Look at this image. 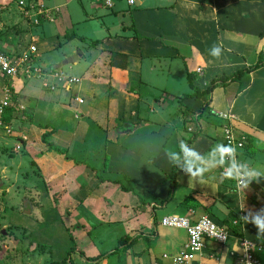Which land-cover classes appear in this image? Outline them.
<instances>
[{
  "label": "crops",
  "instance_id": "crops-1",
  "mask_svg": "<svg viewBox=\"0 0 264 264\" xmlns=\"http://www.w3.org/2000/svg\"><path fill=\"white\" fill-rule=\"evenodd\" d=\"M105 1L46 0L48 4L42 7L43 0H37L43 10L40 13L48 10L54 20H60L63 30L62 35L49 40H43L45 36L35 39L41 45L37 47L38 53L55 50L61 54L58 53V63L50 65L51 81L45 79L41 84L51 90L34 88L29 91L26 103L19 101L28 114L42 118L41 124L66 126L85 115L94 136L90 151L96 154L98 150L104 156L101 168H89L108 171L115 177L113 183L107 180L98 186L103 201L89 197L77 200L82 198L77 195L82 190L77 182L86 187L91 180L85 179L87 164L79 161L72 165L71 160L60 161V156L43 152L51 173L46 174L51 179L45 187L50 193L65 191L63 203L58 206L63 211L57 215L65 228L70 224L75 229L79 243L73 250L74 261L70 256L67 263L170 264L162 255L182 250L186 234L162 227L160 219L168 215L188 216V210L192 209L195 215L191 219L206 215L227 230L236 221L235 225H241L243 232L240 237L260 246L255 256L264 264V0H135L133 8L128 0H110V8L104 5ZM55 6L58 13L50 11ZM63 32L76 37L61 51L58 44H65L61 43ZM97 40H103L97 47L104 46L111 55L107 58L99 55L87 68H91L87 78L64 87L62 69L69 65L73 71L78 67L88 54L84 51L86 44ZM73 55H78L75 62L60 63ZM41 56L34 62L46 67L45 61L40 62ZM187 76L198 77L202 86L222 77L227 83L213 89L203 110L207 99L190 98L193 92ZM180 80L183 84L178 85ZM176 86L184 88L175 89ZM53 87L59 92L55 100L43 95L55 91ZM109 104L111 108L106 110ZM84 105L88 110L80 109ZM184 108L192 110L190 120L185 121ZM213 111L234 114L235 132L247 137L248 147L239 152L238 160L255 187L248 184L238 193L234 178L221 173L226 161L222 139L225 121L216 116L217 120ZM48 124L40 129L41 134L46 133L52 144L60 142L65 155L70 156L74 136L82 141L74 142L78 153L87 152L83 136L78 137L72 131L61 138L57 135L62 131ZM78 129L83 134L86 125L79 124ZM25 131L21 128L23 134H27ZM33 152L32 148L26 149L27 154ZM129 157L135 163L127 166ZM173 168L174 192L171 200L165 202L171 183L166 177ZM60 169L80 179L76 184L64 180L65 174ZM153 171L160 172L159 181ZM70 187L74 190L67 191ZM136 187L151 196L146 207L133 191ZM187 198L195 202L185 207L182 203ZM93 222L96 227H106L102 236L98 235L97 243L90 238ZM233 233L228 247L223 249L208 240L205 256L197 258L195 264H231L226 250L237 249L234 237H239Z\"/></svg>",
  "mask_w": 264,
  "mask_h": 264
},
{
  "label": "rangeland",
  "instance_id": "rangeland-1",
  "mask_svg": "<svg viewBox=\"0 0 264 264\" xmlns=\"http://www.w3.org/2000/svg\"><path fill=\"white\" fill-rule=\"evenodd\" d=\"M24 1L25 0H0V51L4 52L5 55L9 56L13 60H16L18 57L23 55H29L27 51L30 46L41 48V45L38 41L36 44L35 39H41L43 36H45L43 37V40H49L55 35H62L61 33L63 31L61 25L59 24L60 20H52L54 23L52 21L51 22L53 24L49 23L53 16L52 14L49 15L50 12L48 10L44 12V14L47 16L48 22H43L40 26H35L34 29L32 24H36L38 22V15L34 16L31 22H29L28 19L37 11H34L35 7L32 6L27 8ZM20 2L24 3L23 6L20 5ZM43 2L44 3L42 4L39 2L38 5L40 6L41 4L43 7L44 4H48L46 0H43ZM59 3L60 2L57 4ZM56 9L57 8L55 6L50 11L56 12ZM27 13H29V15L24 17V15ZM21 29L27 30V32H24L25 34L22 36L17 34V32ZM46 29V33L43 34V30ZM67 31L70 34L73 33L71 30ZM33 34H35L34 37ZM40 35L41 37H38ZM67 46L69 45H64L63 48H61V51H63ZM80 46L84 47L85 44H81ZM96 50H98V48L89 46L88 54L83 58V61H81L78 67H74L73 71L69 65L64 67L62 69V72L65 74H63L64 77L87 78L90 74L89 71H87V68L92 65L95 57L100 54L99 50V53H97ZM58 53L55 50H48L47 52L40 51L38 53L37 50L36 55L38 56L42 54L40 62L43 63V61H45L46 67H40V64L38 62L36 63L35 61L33 66L30 68V76L25 78L27 80L23 79L22 75H19V77L22 76L21 78L12 80L14 96H16L19 101L21 100L26 103V97H29L30 94L29 91L35 90L34 88L41 90V84L45 79L49 82L51 81L52 77L49 75V72L52 73L53 71H50V65L52 63H58ZM59 54H61V52ZM39 67L42 70L40 77H38V75H34L32 71L34 69L38 70L37 68ZM58 71L59 74H61L60 70ZM181 84H183V80L178 82V85ZM179 88L184 87H175V89ZM57 91L58 89L55 88V91L45 92L43 95H47L48 98L55 100L56 95L59 93ZM76 97L77 96H75L74 99H77ZM142 101L143 100L141 99L139 104L140 109L143 106ZM79 107L81 110H88L87 105ZM110 108V104L105 107L106 110ZM18 117L20 116L18 115ZM84 117L86 116L84 115ZM84 117L80 120H72L71 122L67 123L66 126H56L53 122H51V124H48V122L46 123L50 128L57 127L58 130H61L62 133L59 132L57 135L61 138L62 134L71 135L72 131L78 137L83 136L86 141L85 149L87 152H83L82 154L78 153L80 150L75 147L74 142L80 143L82 141L74 136L72 146L68 151L70 156L65 155L64 151L62 150L64 147L60 142L59 144H52L50 138L47 140V143L50 144V149L53 150L54 148H57L61 152H54L56 151V149H54L53 151L48 150V153L49 155L54 154L60 156V161H62L63 158L65 161L71 160L72 165H75L77 161H82L88 166H96L101 168L104 161V156H100L98 150L96 154L90 151V146L93 143L94 136L92 130L88 129L90 121L84 119ZM215 118L219 120L216 116ZM28 120L29 121H25V123L21 125L19 120L14 121L13 124L11 122L10 125H12V128L10 133L6 132V130L0 127V264H50L51 262L59 261L61 259L67 260L70 256L72 261H74L73 252L69 249L73 247V250H75L79 245L77 236L75 235L76 231L70 224H67V228H65L57 215L58 212L63 211L62 209L60 210V208H57V206H60L63 203L62 200L65 191L56 194L54 192L50 193L49 190L48 192L43 190L44 183L46 184V181L51 179V177L48 178L46 175L51 173L49 168L46 166L44 154L38 156L35 150L31 154H27L26 149L25 153L24 150L20 149H18L17 152L13 151L17 146V133L21 131V128L27 129L25 132L30 134L31 137L33 136L35 139L40 140L42 135L40 129H42V127H39L37 124H41L40 122L42 121V118L37 119L36 116L33 117V115H30ZM46 123H42L41 125L44 126ZM79 124L82 127L86 125V130L83 132V134H81V130L78 129ZM191 124L193 126V120H191ZM28 127H30V132L28 131ZM13 130H15L14 133H12ZM187 134H189V132ZM23 137L26 138V136L23 135L21 139ZM26 139L28 142L30 141L29 137ZM28 142L25 144V147ZM41 146L42 143L40 147ZM1 148H5L7 152L5 155L1 151ZM34 148L37 147L34 146ZM39 150L40 149H37V151ZM12 151L14 157L9 158L8 153H12ZM40 152L42 151L40 150ZM32 161L35 162L33 163L34 165H31ZM133 163H135L134 160L129 157V160H127V166H130ZM96 170L97 173L94 178H92L93 176H90L93 175L91 174V169H87V171L85 170V174L87 175V178L85 177V179L92 178L91 180H94L91 184V193L88 196L91 199L97 198L98 200L103 201L104 197L102 196L100 187L98 186L107 180L113 183L112 179L115 177L108 171L102 173V169ZM59 171L61 174H65V177H62L64 180L69 179L76 184L77 179H80L79 177H72L74 174L72 172L67 173L62 169ZM153 172L154 176H156L155 179L159 181L161 179L160 172ZM67 175H70V177H66ZM119 177L120 180L126 185V183L122 180L121 175ZM119 177L117 178L119 179ZM54 179L59 180L58 177H55ZM95 181L99 182L97 183L99 184L98 186H95ZM77 184L81 186V188H85L84 185H80L78 182ZM123 188L125 189L124 186ZM68 190L74 189L70 187L67 189V191ZM133 191L138 193L139 198L142 200L140 202L144 207L150 203L148 198L151 196L148 195L146 190L143 192L141 188L139 189L136 187L133 188ZM81 194L82 193L79 189L77 195L81 197ZM111 196H113V194L110 195V197ZM29 199L33 202L32 206L27 203ZM80 199L82 198H77V200ZM110 199L113 200L114 198ZM28 209L30 210V214H28L29 212L26 211ZM104 211H106L105 207L103 208V212ZM105 214H108V212H105ZM91 226L94 227V229L90 235V238L94 243H97L98 235L100 234L102 236V233L106 227H96L94 222L91 223ZM36 246H38L41 252L35 248ZM70 253L72 254L70 255Z\"/></svg>",
  "mask_w": 264,
  "mask_h": 264
},
{
  "label": "built area",
  "instance_id": "built-area-1",
  "mask_svg": "<svg viewBox=\"0 0 264 264\" xmlns=\"http://www.w3.org/2000/svg\"><path fill=\"white\" fill-rule=\"evenodd\" d=\"M128 3L134 4L131 0H129ZM105 4L110 5L109 1H106ZM20 5H22V2H20ZM27 52L29 55L20 56L16 60L0 54V71L4 72L11 78L19 75H22L25 78L29 77L31 72L30 68L33 66L35 57H37L36 48L30 46ZM37 69L38 70L34 69L32 71L34 75L40 76L41 69ZM197 72L199 73L200 69H197ZM0 90L2 91V96L0 97L1 117L4 109L9 105V100L6 85H1ZM76 100L78 103H82L81 99ZM19 110H23V106H20ZM217 117L225 121V125L222 128L224 147H231L233 149L231 153L224 151L225 158L230 162V165L228 164V166L223 167L221 173L223 172V175H234L236 191L240 193L247 188L242 173V165L238 160V154L246 143V136L235 132L233 124L236 118L231 112H217ZM6 129L7 132H9L8 128ZM194 213L195 212L192 209H189L188 216L168 215L160 219L162 227L182 230L186 234V242L183 245L182 250L175 254L162 255V259L169 261L170 264H195L197 258L205 256L206 242L208 240L218 244V246L223 249L224 247H228L230 240L233 235H235L234 233L229 232L225 227L215 224L206 215L191 219L194 217ZM236 223V221H233V225ZM234 241L237 243L238 248H227L226 250V254L230 259L231 264H262L255 256L256 251L261 250L260 246L236 236L234 237Z\"/></svg>",
  "mask_w": 264,
  "mask_h": 264
},
{
  "label": "trees",
  "instance_id": "trees-1",
  "mask_svg": "<svg viewBox=\"0 0 264 264\" xmlns=\"http://www.w3.org/2000/svg\"><path fill=\"white\" fill-rule=\"evenodd\" d=\"M42 1V0H41ZM106 1H109V3H110V5H106L105 4V2ZM105 2H104V5L106 6V7H111L112 5H111V2H110V0H106ZM129 1V0H128ZM27 2H28V4H33L35 7H38L39 5L37 4L38 2L36 1V0H27ZM128 5H130L131 6V8H133L134 6V4H129L128 3ZM1 10V9H0ZM46 15L43 13V14H41V16H38L37 17V19H38V22L36 23V24H32V26L35 28V26H40L43 22H48V20H47V16L45 17ZM45 17V18H44ZM49 17V16H48ZM44 18V19H43ZM52 20H54V18H52V19H50V21H49V23H52L53 21ZM52 21V22H51ZM29 22H31V21H29ZM24 32H27V30H24V29H21V30H19L18 32H17V34L18 35H20V36H22L23 34H25ZM76 36L75 35H68V34H65L64 33V35H63V39H61V43H65V44H67V43H69V41H71L72 39H74ZM80 40L79 41H83V39L82 38H79ZM102 41L103 40H97V41H91L90 43H88V44H86V47H85V49H84V51L85 52H88V49H89V46H92V47H94V48H98L97 47V45H99V44H101L102 45ZM65 44H63V45H61L60 43L58 44V47H59V45H60V47L61 48H63V46L65 45ZM57 47V46H56ZM98 50H99V52H100V54L99 55H102V56H104L105 58H107V57H109V55H111V52L110 51H107V49H105L104 48V46H100V48H98ZM97 50V51H98ZM98 52V53H99ZM0 54H3V55H5V53L4 52H2V51H0ZM99 55L98 56H96L95 57V59H94V62L96 61V58L97 57H99ZM5 56H7V55H5ZM99 60V59H98ZM98 62V61H97ZM105 66V68H107L108 67V65H104ZM259 66H257V67H254V68H258ZM40 68V67H39ZM253 68V69H254ZM41 69V68H40ZM89 69H91V68H89ZM88 69V70H89ZM87 70V71H88ZM42 71V70H41ZM198 73V72H197ZM241 74V72L240 73H238V75L237 76H239ZM13 79L10 77V76H7L4 72H1L0 71V86L1 85H3V82H4V84L6 85V88H7V90H8V92H7V95H8V100H9V105L4 109V112H3V114L1 115V117H0V127L1 128H3L4 130H6V132H7V129L6 128H8V130H9V132L8 133H10L11 132V128H12V125H10L11 124V122H12V124L14 123V121H17V120H19L20 122L19 123H21V122H23V121H29L28 119H29V117H30V114H28V111L26 110V108L25 107H23V110H19V107L20 106H22V105H19V100H18V98L16 97V96H14V89H13V87H12V81ZM73 80V81H72ZM74 80H75V82H74ZM79 80H80V78H65L64 80H62V85L64 86V87H66V86H73L75 83H78L79 82ZM187 81H188V86L192 89V94H191V96H190V98H205V99H207V101H204L203 102V105H202V109L204 110L205 109V107H203L204 105L205 106H207L208 105V96H209V94L213 91V89L216 87V86H218V85H222V86H224V84H226L227 82L225 81V77H222V78H220V81H218L217 79H212L211 81H209V82H204L203 83V86H202V83H200V80L198 79V77H192V76H187ZM76 85V84H75ZM44 88H47V89H50L51 90V87H49L48 85L47 86H44V87H42V89H44ZM2 95V91L0 90V96ZM184 119H185V121H187V120H190L191 118H192V114L190 113V111H192V110H189L188 108H184ZM215 116H217V112H212ZM226 113V112H225ZM76 114V119L77 118H79V113L78 112H76L75 113ZM18 115L20 116V117H18ZM24 115V117H21V116H23ZM193 123H194V121H193ZM39 127H42V128H44V127H46L45 125L43 126V125H41V124H37ZM11 126V127H10ZM52 130V129H51ZM14 131L15 130H13V132L12 133H14ZM243 134V133H242ZM23 135H25L26 136V138L27 137H29V142L27 141V139L26 138H22L21 139V137L23 136ZM28 135V136H27ZM47 134L46 133H44L43 135H41V137H40V140H38V139H35L33 136L31 137L30 136V134H23V132H18L17 133V145H18V149H20V150H24V153H25V149H28V148H32L33 150H35V152H36V154L38 155V156H40L41 154L43 155L44 153L43 152H45V151H48V150H50V151H53L54 149H56V151H54V152H61V151H59V149H57V148H54L53 150L52 149H50V144L49 143H47ZM196 137V135H194L193 136V138H192V140H191V142L193 141V139ZM246 139H247V137H246ZM28 142V144L26 145V147H25V144ZM35 142V143H34ZM41 143H42V146L40 147V145H41ZM37 145V146H36ZM34 146L35 147H37V148H34ZM246 147H248V145H247V141H246V143L243 145V147L241 148V150L240 151H244L245 149H246ZM37 149H40L42 152H40V150L39 151H37ZM1 151L3 152V154L5 155L7 152H6V150H5V148H1ZM14 151V150H13ZM13 151H12V153H8V157L9 158H13L14 156H13ZM29 151V150H28ZM25 155V154H24ZM224 158H225V155H224ZM67 159H68V157H67ZM226 159V158H225ZM34 163V161H32L31 162V165H34L33 164ZM241 163V162H240ZM76 164H79V161H77L76 162ZM228 164L230 165V162H228L227 160L225 161V166H228ZM84 165H86V164H84ZM241 165H242V173H243V175H244V181L246 182V184H247V187H248V184H251L250 186H253V187H255L254 186V184H253V182L251 181L250 182V180H249V177H248V175H246V171H245V166L241 163ZM175 166H177V165H175ZM85 168H87V169H91V171H92V174L94 175V177L96 176V174H94V173H96L97 171H95L94 169H92V168H89V166L88 165H86L85 166ZM175 172H176V169L175 168H173L172 169V171L170 172V174H168V176L166 177L168 180H171V183H170V190H169V194H168V197L165 199V202H168V201H170L171 200V198H172V195H173V192H174V175H175ZM226 176H228V175H231L232 176V179L234 178V175L233 174H225ZM93 178V177H92ZM91 178V179H92ZM234 180V179H233ZM93 181L94 180H90L88 183L89 184H87L86 185V187L85 188H82L83 190H81V197H82V199H80L81 201L82 200H84V198L86 197V198H88L89 196L88 195H90V191H91V184L93 183ZM249 182V183H248ZM97 183H99V182H97V181H95V186H98L99 184H97ZM102 183H104V182H102ZM115 184H118L119 185V188L121 189V191L123 192V191H125L124 190V188H123V186H122V184H120L119 182H116L115 181ZM234 185H236L235 184V180H234ZM43 190L44 191H46V192H48V188H46L45 187V183H44V188H43ZM235 190H236V187H235ZM126 192V191H125ZM84 197V198H83ZM193 202H195V201H193V199L192 198H187V199H185V201L182 203L183 204V206H185V207H187V206H189L190 205V203H193ZM27 203L29 204V205H33V202H32V200H28L27 201ZM57 208H59L58 206H57ZM30 209V208H29ZM28 209V210H29ZM61 210V209H60ZM28 214H30V210H29V213ZM233 222V221H232ZM231 222V223H232ZM229 224V226H228V228H229V230L231 231V233H233V232H235V233H237V235H239V237L240 236H242V234H243V232H242V230H241V225H233V224ZM62 225H63V223H62ZM66 230H68V229H66ZM241 238V237H240ZM243 238V237H242ZM39 252H41V250H39V248H38V246H36L35 247ZM42 249V248H41ZM70 251L72 250V252H73V247H71L70 249H69ZM33 251V250H32ZM71 254V253H70ZM68 260V259H67ZM67 260L65 259V260H61V261H58V262H51L50 264H68L67 263Z\"/></svg>",
  "mask_w": 264,
  "mask_h": 264
},
{
  "label": "clouds",
  "instance_id": "clouds-1",
  "mask_svg": "<svg viewBox=\"0 0 264 264\" xmlns=\"http://www.w3.org/2000/svg\"><path fill=\"white\" fill-rule=\"evenodd\" d=\"M24 2L26 3L27 8H29L30 6L35 7L33 4H28V2H27L26 0H25ZM131 2H135V0H131ZM23 4H24V3L22 2V6H23ZM40 10H41V7H40V6L35 7V10H34V11H37V12H36L35 14H33V15L28 19V21H31L32 18H33L34 16H36V15L41 16L42 13H39ZM41 11H43V10H41ZM28 15H29V13L25 14L24 17H27ZM35 23H36V22H35ZM219 51H220V50H219L218 48L215 50V52H216L217 54L219 53ZM36 52H37V48H36ZM35 58H36V57H35ZM16 77H17V76H16ZM16 77H13L12 79H14V78H16ZM3 85H5V84H3ZM1 96H2V95H1ZM1 96H0V97H1ZM188 132L191 133V130L188 129ZM240 134H242V133H240ZM243 135H244V134H243ZM17 150H18V145L14 148V151H15V152H17ZM232 150H233V149H232L231 147H228V148H225V149H224V151H225V152H228V153H231ZM193 175H195V174H193Z\"/></svg>",
  "mask_w": 264,
  "mask_h": 264
},
{
  "label": "water",
  "instance_id": "water-1",
  "mask_svg": "<svg viewBox=\"0 0 264 264\" xmlns=\"http://www.w3.org/2000/svg\"><path fill=\"white\" fill-rule=\"evenodd\" d=\"M77 57H78V55H73V56L63 60L61 63H62V65L71 64L77 60ZM26 211L29 212V210H26Z\"/></svg>",
  "mask_w": 264,
  "mask_h": 264
}]
</instances>
